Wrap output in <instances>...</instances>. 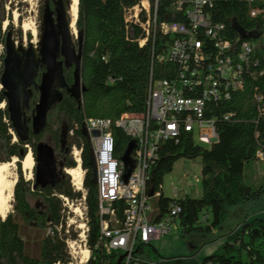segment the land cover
Returning a JSON list of instances; mask_svg holds the SVG:
<instances>
[{
    "label": "trees",
    "instance_id": "trees-1",
    "mask_svg": "<svg viewBox=\"0 0 264 264\" xmlns=\"http://www.w3.org/2000/svg\"><path fill=\"white\" fill-rule=\"evenodd\" d=\"M0 2L1 25L12 23V2ZM67 5L69 0H60ZM141 0H79L76 27L81 43L82 57L79 66L80 83L73 78L63 91V99L56 103L40 131L33 130V120L28 116L29 140H14L13 127L7 111V100L1 88L4 72V54L0 53V163L18 158L19 180L14 189L13 212L0 220V264H71L66 245L63 204L59 195L78 199L64 169L73 168L70 156L73 146L82 150V163L87 170L85 204L88 217V247L91 259L88 264H118V252L107 253L101 242V217L97 185L93 183L90 165L92 145L85 134L88 119H108L113 122L115 157L124 156L130 138L115 122L124 114H145L152 81L169 79L178 70L172 62H159L157 57L174 41L171 36L158 34L155 39L146 38L139 24L126 21V10ZM180 0H159L158 21L188 23L185 12L177 10ZM10 2V3H9ZM48 2V0H47ZM9 3L10 9L6 7ZM254 9L264 10V0H210L208 15L214 24L225 25L226 38L239 43L256 39L240 40L232 27L235 21L246 33H264V15L251 17ZM31 40L32 36L28 35ZM5 41L0 39V46ZM257 62V64H255ZM243 88L231 93L228 100L212 102L211 111L204 118L213 120L218 140L207 148L196 144L191 132L182 131L177 138L166 141L153 168L154 190L161 194L157 201L160 220L181 209L174 217L178 220L179 234L183 238L207 233L214 234L232 215L243 208L246 212L239 230L203 264H264V225L255 224L250 216L264 208V177L252 183V168L258 167L257 153L264 152V53L259 46L252 54L251 63L242 73ZM226 117H228L226 119ZM73 132V134H71ZM45 137L54 143L59 156L57 174L52 185L42 188L25 180L21 161L33 151ZM201 159V194L183 198L166 197L163 192L164 178L171 174L181 159ZM32 202H36L33 204ZM117 218L123 220L125 203L118 202ZM22 219L23 225L17 220ZM34 224L44 236L37 241L34 253H29L23 236L24 226ZM58 231L56 226H61ZM52 229L47 235L46 229ZM152 256L148 247L140 246L129 264H161ZM122 264L124 262L122 261Z\"/></svg>",
    "mask_w": 264,
    "mask_h": 264
},
{
    "label": "built area",
    "instance_id": "built-area-1",
    "mask_svg": "<svg viewBox=\"0 0 264 264\" xmlns=\"http://www.w3.org/2000/svg\"><path fill=\"white\" fill-rule=\"evenodd\" d=\"M158 3L159 0H141L126 10L125 18L145 31L146 38L140 41L141 45L158 34L171 36L174 41L157 60L172 62L179 68L169 79L152 81L145 114L127 113L115 122L116 127L135 142L131 155L134 169L127 183L124 181V163L115 157L113 122L108 119L85 122L98 172L101 242L107 253L125 255L124 264L132 261L140 246L149 247L152 242L168 236L173 226H179L174 216L181 209L176 207L171 215L157 220V206L154 207L151 200L158 201L161 194L155 191L153 197L148 195V183L153 179V168L163 144L177 138L182 131L194 135L196 126L202 143L212 146L218 140L214 121L204 116L211 111L212 102L228 100L233 91L243 88L242 73L258 47L250 42L239 43L226 38L223 34L225 25L214 24L208 15L210 0H180L177 3V10L185 12L187 24L159 22ZM259 15H264V10H252L251 17ZM93 131L100 135L94 136ZM70 153L75 166L64 172L73 191L81 197L72 200L59 195L64 208V236L74 263L83 261L82 252L87 251L84 264H88L91 250L85 204L87 170L83 167L82 150L73 146ZM257 162H264V152L257 153ZM118 202L125 203L123 220L117 218L115 205ZM56 229L60 231L62 225ZM52 232L49 227L45 233ZM160 263L163 264L162 260Z\"/></svg>",
    "mask_w": 264,
    "mask_h": 264
},
{
    "label": "rangeland",
    "instance_id": "rangeland-1",
    "mask_svg": "<svg viewBox=\"0 0 264 264\" xmlns=\"http://www.w3.org/2000/svg\"><path fill=\"white\" fill-rule=\"evenodd\" d=\"M10 2H12L13 6L12 23L10 27H8L9 21L6 20L2 23L0 39L3 37L5 41L7 34L10 32L11 38L16 43V45L22 43L25 49H28L30 47L28 35H31L33 39L32 46L36 47L37 51L39 46V19L41 16V11L46 6V0H11ZM9 3L6 7L7 11L10 9ZM25 24H28L29 27L31 26V28L35 27L36 33H33L31 29H25ZM255 44H257L261 52L264 53V33L255 40ZM0 53L4 54V56L6 55L5 43L4 45L0 46ZM12 133L14 134V140L17 141L18 138L16 137L15 133ZM194 141L196 144L201 146H205L207 148L211 147L210 145L204 144L200 141L199 130L197 126L195 127L194 131ZM39 145L42 152H44L55 165L56 157L54 155L52 143L49 137H45ZM29 152L32 153L35 167L33 151L30 148H28V153ZM17 162L18 158L16 157H13L10 162H6L10 164L6 171V176L8 177V180H13L15 178L16 183L19 180ZM34 167L30 173H27L24 171L21 161V171L25 180L34 182ZM252 169V177L248 176L247 179L252 183H256L259 181V179L264 177V162L259 163L257 168L254 167ZM201 170L202 165L200 158L195 160H179L175 164L173 172L164 178L162 186L163 194L166 197L178 199L183 198L186 195L199 196L202 190ZM156 201L157 200L155 198L151 200V203L154 207L156 206ZM13 202L14 193L12 209L10 213L13 212ZM32 203L35 204L36 202ZM245 214L246 212L243 208L235 210L228 220L220 228H218L214 234L200 233L192 235L188 238H183L179 234V226L178 228L173 226L172 231L168 236L162 238L161 240L152 242L148 249L150 250L151 255L160 258L163 264H203L204 260L211 256L216 250H218L220 246L225 244L226 241L232 240V236L237 232V230H239V226L243 221ZM17 220L21 225H23L22 219L17 218ZM250 220L255 224L264 225V208L254 212L250 216ZM44 235V231L37 230L34 227V224L24 226L23 236L28 244L29 253L35 252L37 241Z\"/></svg>",
    "mask_w": 264,
    "mask_h": 264
},
{
    "label": "flooded vegetation",
    "instance_id": "flooded-vegetation-1",
    "mask_svg": "<svg viewBox=\"0 0 264 264\" xmlns=\"http://www.w3.org/2000/svg\"><path fill=\"white\" fill-rule=\"evenodd\" d=\"M69 1L70 3L67 5L60 0H48V2L46 0V6L41 11L38 26L39 46L36 55L32 56L36 68V77L31 87L30 109L26 112V117L28 118L29 116L32 120L38 117V108L41 103L42 92L46 87L47 74L49 94L48 116L53 106L63 99V91L68 86V80L73 78L75 82L77 79L82 51L79 33L76 27L77 18L74 19L71 10V0ZM30 41H33V39ZM47 47L48 67L44 55ZM49 63L54 64L53 76H51ZM51 143L54 151L55 145L52 141ZM39 146L38 144L35 154L34 173L36 181L41 168L48 162V156L42 152ZM54 155L56 157V163L54 165L52 162L51 171L53 176H56L57 171H59V156L55 152Z\"/></svg>",
    "mask_w": 264,
    "mask_h": 264
},
{
    "label": "water",
    "instance_id": "water-1",
    "mask_svg": "<svg viewBox=\"0 0 264 264\" xmlns=\"http://www.w3.org/2000/svg\"><path fill=\"white\" fill-rule=\"evenodd\" d=\"M79 8V3H78ZM77 22V19H76ZM232 27L238 32L240 40L258 39L260 35H252L246 33L244 29L238 26V24L233 21ZM33 42L30 41V47L25 49L22 43L16 45V43L11 38V33L9 32L5 39L6 55L4 59V72L1 80V88L4 90V95L6 97V106L9 113V119L13 127V131L21 142L25 143L29 140V127L27 124L26 112L30 109V99H31V87L34 84L36 77V68L33 63L32 56L36 55V47L32 46ZM46 58V63L48 67V47L44 51ZM53 63H49L51 69V76H53L54 68ZM80 83L79 72L77 73L76 84ZM48 74L46 76V87L42 92L41 103L38 108V117L33 120V130L40 131L45 125V119L48 113ZM85 134L88 135L87 128L84 127ZM94 136H99L98 131H93ZM135 149V142L131 141L128 148L122 157V162L124 163L126 173L124 175V181L127 183L133 169L134 164L131 158L132 152ZM90 165L93 168V183L97 185L98 183V172L96 167L95 157L92 154ZM52 161L48 157V162L43 165L40 172L37 175V184L42 188L47 185H52L55 176H53L51 171ZM149 197H153L155 194L153 179L148 183ZM9 214V213H8ZM2 218L5 220L8 216ZM125 255H121L118 264H122Z\"/></svg>",
    "mask_w": 264,
    "mask_h": 264
},
{
    "label": "bare ground",
    "instance_id": "bare-ground-1",
    "mask_svg": "<svg viewBox=\"0 0 264 264\" xmlns=\"http://www.w3.org/2000/svg\"><path fill=\"white\" fill-rule=\"evenodd\" d=\"M78 3L79 0H71V10L74 16V19L77 18L78 16ZM25 29H31L33 33H36L35 27L31 26L29 27L28 24L24 25ZM9 163H0V220L8 213H10L12 209V201H13V193H14V188L16 185V179L14 178L13 180H8V177L6 176V171L9 167ZM23 169L27 173H30L31 170L34 167V160L32 157V153L29 152L24 160L22 161ZM88 252L83 251V261L78 262V263H71V264H84L86 257H87Z\"/></svg>",
    "mask_w": 264,
    "mask_h": 264
},
{
    "label": "crops",
    "instance_id": "crops-1",
    "mask_svg": "<svg viewBox=\"0 0 264 264\" xmlns=\"http://www.w3.org/2000/svg\"><path fill=\"white\" fill-rule=\"evenodd\" d=\"M216 231H214V233H215ZM222 238H224V237H222Z\"/></svg>",
    "mask_w": 264,
    "mask_h": 264
}]
</instances>
